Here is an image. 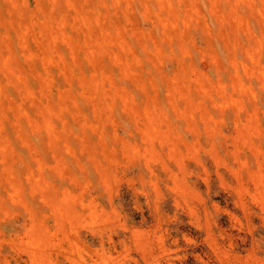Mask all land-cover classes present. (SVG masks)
I'll return each mask as SVG.
<instances>
[{
	"label": "rangeland",
	"instance_id": "rangeland-1",
	"mask_svg": "<svg viewBox=\"0 0 264 264\" xmlns=\"http://www.w3.org/2000/svg\"><path fill=\"white\" fill-rule=\"evenodd\" d=\"M0 264H264V0H0Z\"/></svg>",
	"mask_w": 264,
	"mask_h": 264
}]
</instances>
